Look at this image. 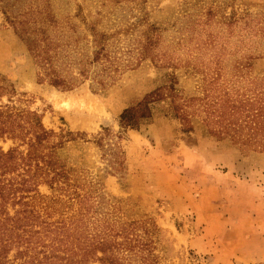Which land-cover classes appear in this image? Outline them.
<instances>
[{"label": "rangeland", "instance_id": "obj_1", "mask_svg": "<svg viewBox=\"0 0 264 264\" xmlns=\"http://www.w3.org/2000/svg\"><path fill=\"white\" fill-rule=\"evenodd\" d=\"M5 11L48 15L56 69L87 77L51 84ZM215 95L264 100V0H0V109L53 132L40 153L55 170L37 196L52 219L121 227L123 264H264V133L237 116L234 140L209 113ZM144 100L150 116L123 125ZM11 148L27 151L0 137V152Z\"/></svg>", "mask_w": 264, "mask_h": 264}, {"label": "trees", "instance_id": "obj_2", "mask_svg": "<svg viewBox=\"0 0 264 264\" xmlns=\"http://www.w3.org/2000/svg\"><path fill=\"white\" fill-rule=\"evenodd\" d=\"M4 13L15 33L44 68L45 76L51 84L72 88L87 77V71L83 68L79 70L80 79L67 77V74L56 69L61 46L42 27L48 15L40 17L41 11L35 14L30 12L22 21L17 17H12V20L6 11ZM150 40L147 37V45L152 42ZM149 47L145 50L151 49ZM97 60L96 57L92 62ZM219 71L215 65L212 81L219 79ZM104 82L99 80L97 83L104 86ZM206 92L205 99H208L210 90ZM214 99L213 105H209V113L233 128L234 140H243L237 135L240 131L237 122L233 121L237 116L244 115L258 121L256 123L260 126L254 127L255 131H249L252 136L260 130L264 133L263 99L241 100L240 104L231 101L228 95H224V98L215 95ZM151 102L144 100L125 109L121 114V123L126 127H135L141 119L150 116L148 105ZM207 125L211 126L208 118ZM51 134L53 132L46 131L35 116L14 113L8 108L0 109V137L7 135L27 146L25 154L16 148L0 152V264H90L91 259L100 264H123L121 257L116 255V252L121 251V241H117L121 237V227L101 225L90 228L82 222L84 214L77 219H73V216L52 219V207L43 205L37 196L40 178L46 174V169L55 170L54 161L47 158L45 153H40L43 142L48 141ZM131 242L129 239L123 244L124 251H133L135 246ZM97 252L102 256L97 257ZM143 263L150 264L145 261Z\"/></svg>", "mask_w": 264, "mask_h": 264}]
</instances>
